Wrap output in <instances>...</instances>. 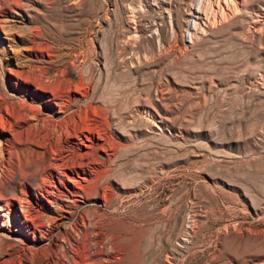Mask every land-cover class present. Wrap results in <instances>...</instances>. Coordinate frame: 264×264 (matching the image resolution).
Segmentation results:
<instances>
[{
	"label": "rangeland",
	"instance_id": "rangeland-1",
	"mask_svg": "<svg viewBox=\"0 0 264 264\" xmlns=\"http://www.w3.org/2000/svg\"><path fill=\"white\" fill-rule=\"evenodd\" d=\"M24 1L30 18L15 31L30 28L45 48L49 62L32 64L69 87L61 98L80 128L81 142L70 133L63 148L75 145L80 167L104 189L62 222L66 228L86 220L96 208L98 243L86 250L64 244L61 262L261 264L264 25L253 30L250 24L263 0H219L215 19L216 1L206 0L207 24L190 43L183 38L190 0L163 6L147 0ZM7 51L0 48V93L51 116L43 106L57 110L44 102L50 93L41 100L30 86L36 101L11 95L15 66ZM7 156L6 150L0 156L2 210L22 182L31 188L28 182L38 180L46 161L35 148L20 159ZM90 178L85 193L93 189ZM56 233L43 243L46 257ZM83 251L94 261L80 260Z\"/></svg>",
	"mask_w": 264,
	"mask_h": 264
},
{
	"label": "bare ground",
	"instance_id": "bare-ground-1",
	"mask_svg": "<svg viewBox=\"0 0 264 264\" xmlns=\"http://www.w3.org/2000/svg\"><path fill=\"white\" fill-rule=\"evenodd\" d=\"M214 1L217 6L212 8L213 19L218 17L217 9L221 4L219 0ZM236 1L237 4L244 2V0ZM147 2L152 6H163L166 0H147ZM251 5L253 6L252 3ZM206 7V0H190L185 20L186 28L183 31L185 42L190 43L193 35L202 31L204 26L201 25L208 20ZM235 8L238 9V7ZM29 9V4L24 0H0V48L9 50L6 59L13 67L15 66L13 69L10 67L9 70L15 77L13 81L15 87L11 90V95L14 92L23 97L29 94L30 101H36V97L30 92V86H33L34 92L40 93L41 100L45 98L46 93H50L51 98H45L44 102H53L57 110L49 104H43L51 112L49 116L41 110L42 108H36L29 101L14 100L11 96L0 93V156H4L6 150L7 161H10L14 154L20 159L35 148L46 157L38 180L28 182L31 188L26 186L27 183L22 182L23 187L19 189V194L14 197V201L7 205L8 209L0 208V264H64L58 258L63 254L64 244L77 243L80 250H86L98 243L95 237L98 226L97 210L96 208L88 210L85 214L86 220L81 217L74 220L73 224L71 222L69 226H66L72 229L73 233H68L69 231L63 227L64 220L70 219L69 216L77 209L76 206L80 202L89 201L96 190L101 196L104 189L98 186L100 181L97 184L98 180L90 178L88 175L90 172L86 174L80 167L82 163L79 164L75 158L76 146L70 145L66 149L63 148L62 138H66L67 135L71 137L70 133L81 142L80 128L77 118L70 112L66 114L67 103L61 98V93H68L69 87L67 88L64 82L62 84L57 77L49 76L45 72V67L32 64L34 61L49 62L50 57L44 52L45 48L42 49L40 41H36L30 28H27L25 33L24 30L15 31L14 26L19 27V24L25 23L30 18ZM220 10L223 11V9ZM255 11L256 18L254 16L250 26L253 30H260V26L264 25V0L256 5ZM219 17L222 18L221 15ZM36 51H39V54ZM21 83L25 84V91ZM55 115L58 118L54 119ZM79 116L80 114L77 117ZM96 130L95 134H98ZM89 178L94 180L92 181L93 189L90 188L91 191L88 190L89 193H85ZM53 232L57 233L52 243V250L46 257L43 253L45 249L43 243L50 241ZM81 233L85 237L79 240ZM109 256V252L104 253V258ZM80 257L82 261L84 258L86 262H93L95 255L85 251ZM261 264H264V260Z\"/></svg>",
	"mask_w": 264,
	"mask_h": 264
}]
</instances>
